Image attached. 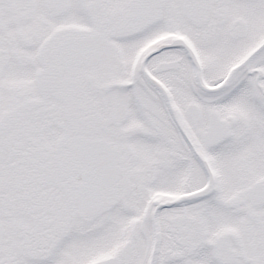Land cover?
I'll use <instances>...</instances> for the list:
<instances>
[{"label":"snow or ice","instance_id":"obj_1","mask_svg":"<svg viewBox=\"0 0 264 264\" xmlns=\"http://www.w3.org/2000/svg\"><path fill=\"white\" fill-rule=\"evenodd\" d=\"M0 264H264V0H0Z\"/></svg>","mask_w":264,"mask_h":264}]
</instances>
